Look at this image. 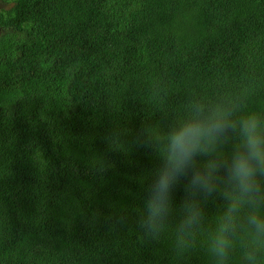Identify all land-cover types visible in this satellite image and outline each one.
I'll use <instances>...</instances> for the list:
<instances>
[{
    "label": "trees",
    "instance_id": "1",
    "mask_svg": "<svg viewBox=\"0 0 264 264\" xmlns=\"http://www.w3.org/2000/svg\"><path fill=\"white\" fill-rule=\"evenodd\" d=\"M6 1L0 264H215L218 197L178 246L186 180L160 239L139 230L160 163L141 134L194 101L264 112V0ZM241 257L237 243L226 264Z\"/></svg>",
    "mask_w": 264,
    "mask_h": 264
},
{
    "label": "clouds",
    "instance_id": "2",
    "mask_svg": "<svg viewBox=\"0 0 264 264\" xmlns=\"http://www.w3.org/2000/svg\"><path fill=\"white\" fill-rule=\"evenodd\" d=\"M141 142L160 163L151 173L137 226L158 241L177 213L173 194L183 180L176 224L178 246L189 247L204 218V205L222 201L208 241L215 264H226L239 243L242 264H264V112L246 110L242 100L194 101L166 128L142 131ZM118 222H127L121 215Z\"/></svg>",
    "mask_w": 264,
    "mask_h": 264
},
{
    "label": "flooded vegetation",
    "instance_id": "3",
    "mask_svg": "<svg viewBox=\"0 0 264 264\" xmlns=\"http://www.w3.org/2000/svg\"><path fill=\"white\" fill-rule=\"evenodd\" d=\"M13 2L6 1V0H0V10H8L13 6ZM2 8V9H1Z\"/></svg>",
    "mask_w": 264,
    "mask_h": 264
}]
</instances>
